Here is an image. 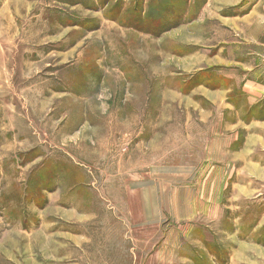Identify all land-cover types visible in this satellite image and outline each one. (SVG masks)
I'll list each match as a JSON object with an SVG mask.
<instances>
[{
    "label": "rangeland",
    "instance_id": "1",
    "mask_svg": "<svg viewBox=\"0 0 264 264\" xmlns=\"http://www.w3.org/2000/svg\"><path fill=\"white\" fill-rule=\"evenodd\" d=\"M206 1L0 0V264H264L208 146L233 82L193 24Z\"/></svg>",
    "mask_w": 264,
    "mask_h": 264
},
{
    "label": "crops",
    "instance_id": "2",
    "mask_svg": "<svg viewBox=\"0 0 264 264\" xmlns=\"http://www.w3.org/2000/svg\"><path fill=\"white\" fill-rule=\"evenodd\" d=\"M205 17L209 23L207 37L214 40L204 46L214 53L209 67L231 71L225 77L233 82L227 89L208 94L211 103L223 108L220 113L223 125L209 129V134L214 137L217 133L220 138H214L211 143L213 137L209 136L208 146L213 158L223 159L215 164L239 166L240 181L246 183L242 185L240 198L251 200L257 213L253 232L264 225V0H207L193 24L203 22ZM10 34V30H4L0 38L5 39ZM4 49L5 46H1L0 53L5 59ZM4 65L6 62L1 61L0 66ZM1 70L0 80L5 72L3 67ZM233 72L236 75H232ZM232 87L240 91L238 109L231 102ZM185 173L181 174L182 178ZM231 176V168L225 169L222 180L228 181ZM211 178L217 180L215 176ZM207 202V208L199 207V218L203 215L215 221L221 213L225 214L214 199ZM262 250L259 252L264 257Z\"/></svg>",
    "mask_w": 264,
    "mask_h": 264
}]
</instances>
